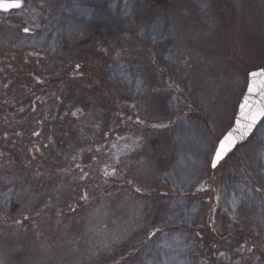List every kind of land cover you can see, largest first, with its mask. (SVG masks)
I'll return each instance as SVG.
<instances>
[{"label": "rangeland", "instance_id": "374dc122", "mask_svg": "<svg viewBox=\"0 0 264 264\" xmlns=\"http://www.w3.org/2000/svg\"><path fill=\"white\" fill-rule=\"evenodd\" d=\"M21 1L0 12V264H264V119L211 166L264 69V0Z\"/></svg>", "mask_w": 264, "mask_h": 264}, {"label": "water", "instance_id": "95a60500", "mask_svg": "<svg viewBox=\"0 0 264 264\" xmlns=\"http://www.w3.org/2000/svg\"><path fill=\"white\" fill-rule=\"evenodd\" d=\"M15 2H17V0H0V3H15ZM18 2L20 3V5H21L20 8H21L22 2L19 0H18ZM16 9H19V8H8L7 10L0 8V12H10V11L16 10ZM261 70H264V69L256 70L253 72H260ZM253 72H251V73H253ZM250 74H249V85H248L246 93L242 99V102L239 106L238 113H237V116L235 119V123H234L233 127L227 132V134L223 137V139L219 143V145H220L221 142L224 141L225 138L229 136V134H232L234 136V139H235V144L231 148V150L226 153L224 158L217 164V166L215 168L212 167L213 169H216L220 165L221 162H223L224 160L229 158L236 151L238 146L246 143L251 138V136L255 132L256 128L259 126V124L264 119V117H260L257 120V122L255 123V125L247 131V135L243 134L245 125H247L248 123L251 122L250 120H246L244 118V116H242V106L245 105V101H247V106L243 108L244 115L256 113L259 108L264 107V82H262V81H264V78H256L255 80H253V78L251 77ZM250 86L254 87V91L249 92ZM219 145H218L217 149L219 148ZM217 149H216V151H217ZM215 154H216V152H215ZM215 154H214V156H215Z\"/></svg>", "mask_w": 264, "mask_h": 264}, {"label": "snow or ice", "instance_id": "6c2138e0", "mask_svg": "<svg viewBox=\"0 0 264 264\" xmlns=\"http://www.w3.org/2000/svg\"><path fill=\"white\" fill-rule=\"evenodd\" d=\"M20 6L21 5L18 2V0L15 3H0V8L5 9V10H7L8 8H20ZM25 31L27 32L28 29H25ZM250 75L253 78V80H255L256 78H264V70H261L260 72H253ZM252 91H254V87L250 86L249 92H252ZM246 106H247V101H245V105L242 106V116H244L246 120H250L251 122L245 125L244 132H243L244 135H247V131L255 125V123L260 117H264V107L259 108L256 113L244 115L243 108ZM234 144H235L234 136L232 134H229V136L226 137L225 140L221 142V144L219 145V148L216 151V154L212 161L213 168L217 166V164L224 158L226 153L231 150Z\"/></svg>", "mask_w": 264, "mask_h": 264}, {"label": "flooded vegetation", "instance_id": "af4514ba", "mask_svg": "<svg viewBox=\"0 0 264 264\" xmlns=\"http://www.w3.org/2000/svg\"><path fill=\"white\" fill-rule=\"evenodd\" d=\"M114 46H115V44H114V42L113 43H110V45H109V49L108 50H112L113 48H114ZM70 46H66V51L68 52V55H70V57H84V56H86V55H84L82 52L81 53H79V52H76V55L75 54H72L71 53V50H70V48H69ZM75 48H77V47H75ZM106 51V50H105Z\"/></svg>", "mask_w": 264, "mask_h": 264}, {"label": "trees", "instance_id": "16d2710c", "mask_svg": "<svg viewBox=\"0 0 264 264\" xmlns=\"http://www.w3.org/2000/svg\"><path fill=\"white\" fill-rule=\"evenodd\" d=\"M240 147H242V146H240ZM240 147H238V148L236 149V151L239 150ZM222 164H223V163H222ZM222 164H221V165H222ZM221 165H220V166H221ZM211 232H212V231H211V228H210V227L207 228V235L205 236V239H207V240L212 239ZM210 236H211V237H210Z\"/></svg>", "mask_w": 264, "mask_h": 264}]
</instances>
